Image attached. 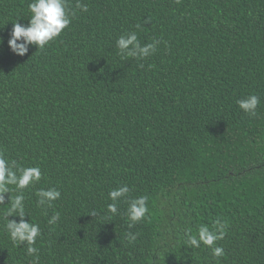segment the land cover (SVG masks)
Returning a JSON list of instances; mask_svg holds the SVG:
<instances>
[{
	"label": "trees",
	"instance_id": "1",
	"mask_svg": "<svg viewBox=\"0 0 264 264\" xmlns=\"http://www.w3.org/2000/svg\"><path fill=\"white\" fill-rule=\"evenodd\" d=\"M31 2L0 0V155L41 170L22 190L39 264H264V0H82L88 11L60 37L20 57L8 41ZM130 32L160 40L157 52L121 59L116 41ZM250 95L252 117L236 103ZM123 185L112 214L108 193ZM9 187L0 264H32L5 227L20 194ZM50 188L60 199L38 206ZM140 196L149 212L129 228ZM217 219L224 255L187 246Z\"/></svg>",
	"mask_w": 264,
	"mask_h": 264
},
{
	"label": "clouds",
	"instance_id": "2",
	"mask_svg": "<svg viewBox=\"0 0 264 264\" xmlns=\"http://www.w3.org/2000/svg\"><path fill=\"white\" fill-rule=\"evenodd\" d=\"M75 10H73L69 0H32L29 4L31 13L30 21L27 26H22L16 22L13 25L11 37L8 45L11 51L20 57L25 56L29 52L30 46H35L42 51L60 37L76 17V10L87 12L88 6L82 0H76ZM139 27V25L137 26ZM161 41L154 39L151 43L141 44L136 32H130L121 35L116 46L119 50L121 59L136 58L142 60L154 55ZM3 44V39L0 38V45ZM143 65H141L142 67ZM238 107L250 117L255 116L257 108L260 104V99L256 95H250L244 99L237 100ZM42 173L38 167H17L16 162L9 163L2 155H0V204H5V194H10L12 189L9 186H15L17 194L14 198L10 196V208L7 213L6 230L11 241L16 246L27 245V253L29 256L35 257L32 264H39V249L35 247L38 236L41 235L38 224L27 222L24 208V189H27L31 184L41 179ZM130 193V188L127 185L119 186L111 190L108 195L112 203L108 205V211L112 214L118 212V202L121 198L126 197ZM36 195L38 196V206L52 208L54 202L59 200L61 192L56 188L47 190L41 189ZM148 197L140 196L131 199L127 210L129 228L134 227L137 223L142 222L149 212ZM15 214V215H14ZM93 217L96 213L93 212ZM17 216L19 222L10 220L9 217ZM60 219L59 212L53 214L48 221L49 224H56ZM227 222H222L220 219L214 221L213 229L207 225H202L198 228L196 234L189 233L187 246L190 248H199L201 243L212 247L213 255L220 257L224 255L223 248L215 246V242L221 240L226 235ZM138 233L129 232L127 234L128 242L134 243L137 240Z\"/></svg>",
	"mask_w": 264,
	"mask_h": 264
}]
</instances>
